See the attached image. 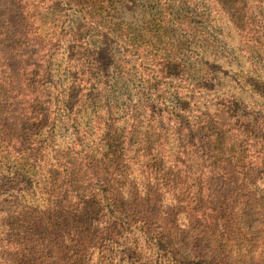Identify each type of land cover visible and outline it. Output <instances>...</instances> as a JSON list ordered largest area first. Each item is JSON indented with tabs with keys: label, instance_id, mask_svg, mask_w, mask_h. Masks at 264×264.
Here are the masks:
<instances>
[{
	"label": "rangeland",
	"instance_id": "rangeland-1",
	"mask_svg": "<svg viewBox=\"0 0 264 264\" xmlns=\"http://www.w3.org/2000/svg\"><path fill=\"white\" fill-rule=\"evenodd\" d=\"M13 4L0 0V10L11 12ZM19 7L32 16L37 44L50 49L53 79L44 83L31 65L40 63L37 47L22 46L13 69L0 46V103L24 113L35 102L41 114L25 132L28 143L8 150L7 139L0 141V254L22 242L24 218L44 209L42 176L73 148L76 126L89 151L116 152L125 185H140L144 177L151 183L158 174L192 206H209L211 165L205 141L190 134L194 126L213 133L216 122L230 119L225 123L240 167L252 162L264 172V130L235 139L243 116L264 115V0H21ZM87 56L95 75L83 73ZM45 89L52 95L47 106ZM100 91L102 98L89 101ZM146 102L168 107L163 123L142 109ZM188 104V119L169 123ZM16 116L7 117L10 124ZM75 118L77 124L69 121ZM110 127L112 141L102 131ZM90 184L86 178L80 185L85 218L98 212ZM227 264L256 263L229 256Z\"/></svg>",
	"mask_w": 264,
	"mask_h": 264
},
{
	"label": "trees",
	"instance_id": "trees-1",
	"mask_svg": "<svg viewBox=\"0 0 264 264\" xmlns=\"http://www.w3.org/2000/svg\"><path fill=\"white\" fill-rule=\"evenodd\" d=\"M20 3L21 0H14L11 12L0 10L2 55L5 62H9L7 65L14 69V63L18 65L19 62L17 57L23 52L22 46L27 44V49L37 47L36 54L42 53L40 63L31 65L41 73L44 83L50 82L53 79L52 56L47 54L50 49L37 44L39 32L29 29L32 16L29 11L27 16L22 12ZM86 58L84 75H95L90 56ZM101 94V91L92 94L89 101L96 102L102 98ZM43 95L46 102L42 105L47 106L52 95L46 89ZM27 96L30 95L24 97ZM74 97L70 94L69 100ZM34 105L35 102L23 113L9 112L8 105L0 103V138L3 137L0 141L7 139L8 150H16V146L28 143L30 138L25 137V132H30L35 122H40L41 114L35 111ZM142 109L151 113L148 116L155 123L158 118V124H161L168 107L161 109V106L157 108L146 102ZM190 113L188 104L180 108L178 114L169 116V123L181 124ZM14 115H17L16 120L10 124L7 117ZM228 120L216 122L213 133L208 127L194 126V131L188 128L195 140L201 145L205 141L207 146L204 156L211 163L206 183V198L210 199L207 208L204 204L192 206L189 199L183 198L184 194L171 192L165 177L159 179L158 174L151 183L144 177L140 185H125L120 179V159L116 152L89 151L76 126L73 148L61 159L56 158V163L47 167L42 176V190L47 202L44 209H34V216L24 218L23 232L20 231L24 236L22 242L7 254L1 252L0 263L227 264L231 256L264 264V191L259 190L264 187V172L252 162L247 167L250 169L240 167L241 160L233 154L230 145L235 141L229 137V124L225 123ZM69 121L78 123L76 118ZM238 123L242 124L239 127L243 130H236L238 136L235 139L246 137L248 132L257 135L264 130V115L243 116L237 126ZM177 129L184 130L182 127ZM216 130L218 133L214 134ZM102 131L110 136L114 129ZM111 136L109 141L115 140V136ZM26 156L38 161L32 152ZM86 178L92 182L89 189L98 207V212L91 218L80 215V205L87 204L80 192L81 182ZM217 189L220 191L216 192ZM179 245L188 247L193 253H185Z\"/></svg>",
	"mask_w": 264,
	"mask_h": 264
}]
</instances>
